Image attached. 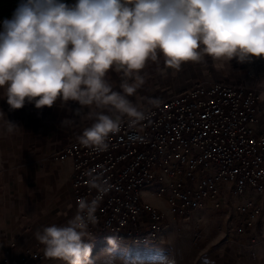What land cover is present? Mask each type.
<instances>
[{
  "label": "clouds",
  "instance_id": "clouds-1",
  "mask_svg": "<svg viewBox=\"0 0 264 264\" xmlns=\"http://www.w3.org/2000/svg\"><path fill=\"white\" fill-rule=\"evenodd\" d=\"M163 57L167 68L211 58L223 63L264 59V0H19L10 19L0 25V90L9 109L26 103L36 109L59 105L94 121L77 137L95 152L108 149L110 134L127 122L141 131L149 108L134 103L145 84L142 70ZM122 73L120 91L108 73ZM71 103L79 108L72 110ZM158 107V99H146ZM61 108V107H60ZM6 131L20 129L0 111ZM67 117L60 125L70 126ZM136 139L143 137L136 135ZM96 195L81 197L75 214L63 225L52 224L35 233L44 257L62 264H93L96 215L112 190L106 179L90 177ZM146 202L167 211L159 194L143 192ZM101 264H176L161 248L149 255H131L118 234L109 235Z\"/></svg>",
  "mask_w": 264,
  "mask_h": 264
},
{
  "label": "built area",
  "instance_id": "built-area-1",
  "mask_svg": "<svg viewBox=\"0 0 264 264\" xmlns=\"http://www.w3.org/2000/svg\"><path fill=\"white\" fill-rule=\"evenodd\" d=\"M239 77L160 95L158 107L146 105L149 119L142 130L129 129L125 121L104 152L75 140L51 155L54 163L72 164L75 212L79 198L96 195L90 177L112 185L96 213L95 237L118 234L131 247L155 243L170 219L195 211L218 213L238 236L264 227V76ZM143 192L160 194L167 211L147 203ZM46 260L38 244L8 241L0 264Z\"/></svg>",
  "mask_w": 264,
  "mask_h": 264
},
{
  "label": "crops",
  "instance_id": "crops-1",
  "mask_svg": "<svg viewBox=\"0 0 264 264\" xmlns=\"http://www.w3.org/2000/svg\"><path fill=\"white\" fill-rule=\"evenodd\" d=\"M239 76L233 71L229 81L240 82ZM161 94L157 93L154 99ZM70 108L75 110L79 105L71 103ZM0 111L22 128L9 133L0 120V256L8 241H16L22 247L38 244L43 252L35 233L52 224L63 225L75 214L71 194L72 164L70 161L54 163L51 155L77 140L83 130L90 127L85 123L90 121L85 118L89 109L75 116L58 102V106L39 110L34 104L26 103L22 109L12 111L0 90ZM66 117L74 123L60 125ZM206 214L195 211L188 221L204 219ZM177 220H171L160 238L164 239L176 228Z\"/></svg>",
  "mask_w": 264,
  "mask_h": 264
},
{
  "label": "rangeland",
  "instance_id": "rangeland-1",
  "mask_svg": "<svg viewBox=\"0 0 264 264\" xmlns=\"http://www.w3.org/2000/svg\"><path fill=\"white\" fill-rule=\"evenodd\" d=\"M218 63L221 62H214L205 57V62L185 63L176 71L166 67L163 57L157 62L149 61L141 73L145 76V84L129 99L134 103L138 102L139 98L154 99L157 93L170 94L182 87L213 79L229 82L233 71L238 75L264 76V59H254L251 63L244 64H236L233 60L231 63L224 62L223 67H217ZM121 76L122 73L110 71L106 77L115 91L121 90ZM146 99H139V102L146 106ZM85 123L91 126L93 121ZM207 214L204 219L196 217L197 219L188 221V217L177 220L176 228H173L167 237L160 238L155 243L125 247L131 255H149L163 248L165 253L174 257L176 264H264V227L258 228L255 233L238 236L232 232L233 223L229 225L227 221L224 226L225 222L218 213ZM106 248V240L93 241V264H101V256ZM41 264L62 262L46 260Z\"/></svg>",
  "mask_w": 264,
  "mask_h": 264
},
{
  "label": "trees",
  "instance_id": "trees-1",
  "mask_svg": "<svg viewBox=\"0 0 264 264\" xmlns=\"http://www.w3.org/2000/svg\"><path fill=\"white\" fill-rule=\"evenodd\" d=\"M74 0H66L67 3L71 4ZM19 0H0V25H2L5 19H10L13 12L15 11ZM187 219V218H184ZM99 239L100 237H95Z\"/></svg>",
  "mask_w": 264,
  "mask_h": 264
},
{
  "label": "bare ground",
  "instance_id": "bare-ground-1",
  "mask_svg": "<svg viewBox=\"0 0 264 264\" xmlns=\"http://www.w3.org/2000/svg\"><path fill=\"white\" fill-rule=\"evenodd\" d=\"M170 222H171V220L169 221V223H166V226H167L168 224H170Z\"/></svg>",
  "mask_w": 264,
  "mask_h": 264
}]
</instances>
